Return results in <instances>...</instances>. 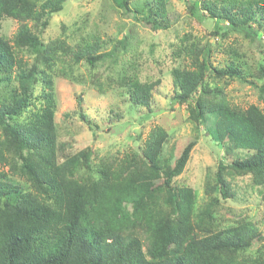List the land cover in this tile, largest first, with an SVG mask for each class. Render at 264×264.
<instances>
[{"label":"trees","instance_id":"16d2710c","mask_svg":"<svg viewBox=\"0 0 264 264\" xmlns=\"http://www.w3.org/2000/svg\"><path fill=\"white\" fill-rule=\"evenodd\" d=\"M65 1L0 0V26L3 18L18 21L13 37L0 32V264H264L262 246L252 250L264 240L253 221L221 226L215 216L221 200L234 195L230 176L249 175L264 202V109L231 106L224 91L236 79L264 99V82L248 79L263 78L264 64L246 73L244 53L229 47L221 67L212 62L221 43L212 48L190 31L178 37L172 54L186 63L170 70L172 102L187 105L189 119L223 155L197 204L195 189L176 181L195 139L172 162L163 154L169 132L159 125L120 156L72 151L60 137L57 76L89 81L102 92L114 83L134 108L147 109L159 82L139 80L134 65L117 67L129 50L127 34L74 44L44 40L41 33ZM112 2L131 11V0ZM139 2L134 13L143 23L153 30L169 25L166 0ZM190 10L222 24L211 34L236 31L264 46V0H197ZM77 115L89 123L80 109Z\"/></svg>","mask_w":264,"mask_h":264},{"label":"rangeland","instance_id":"374dc122","mask_svg":"<svg viewBox=\"0 0 264 264\" xmlns=\"http://www.w3.org/2000/svg\"><path fill=\"white\" fill-rule=\"evenodd\" d=\"M194 1L197 0H166L169 25L164 29L153 30L140 20V13H134V2L138 6L139 0H131L129 12L117 7L112 0H66L63 9L52 14L41 36L44 40L64 37L74 44L80 37H88L93 41L119 39L127 34L129 50L125 55L122 53L123 60L117 67L134 65L139 80L159 81L151 92L150 109L134 108L127 95L116 88L114 83H105L102 92L89 81L77 83L57 76L55 121L60 137L68 140L72 151L89 147L94 156H120L141 146L150 129L159 125L169 132L163 154L169 156L172 162L183 143L195 139L185 169L176 181L193 187L196 202L200 204L207 196V177L213 175L223 155L204 128L189 119L187 105L172 102L170 70L186 63L185 59L173 56L175 44L178 37L187 31L198 36L202 42L209 40L212 48L221 43L222 49L214 48L212 54V62L221 67L229 61L227 49L235 47L244 53L241 60H245L249 66L246 65V73L253 72L258 63L264 64V46L257 40H248L236 31L229 30L224 38L211 34L214 30H220L222 24H217L205 12H202L203 15L190 13ZM17 27L18 21L15 19L3 18L0 32L11 38ZM110 46L105 47L108 49ZM248 79H252L257 86L264 82V77ZM223 82L220 80L221 84ZM224 91L231 106L245 109L250 104H257L264 109V99L259 97L258 89L249 83L234 79L224 86ZM78 98L81 100L80 107L77 106ZM79 109L89 123L78 117ZM230 179L234 195L221 200L215 213L217 221L221 226H227L245 217L253 221L264 236L262 187L254 185L249 175L230 176ZM258 242L252 246V250L260 246L264 250V240Z\"/></svg>","mask_w":264,"mask_h":264}]
</instances>
